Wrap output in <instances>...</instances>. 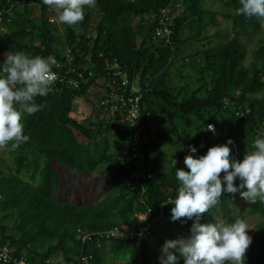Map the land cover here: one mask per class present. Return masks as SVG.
Listing matches in <instances>:
<instances>
[{
  "label": "trees",
  "instance_id": "1",
  "mask_svg": "<svg viewBox=\"0 0 264 264\" xmlns=\"http://www.w3.org/2000/svg\"><path fill=\"white\" fill-rule=\"evenodd\" d=\"M16 1L0 0V62L6 52L21 51L45 58L51 55L64 65L70 62L89 66L93 72L91 83L98 76L113 73L108 67L118 64L129 80L138 78L142 89L139 132L146 138L141 156H133L128 149L138 129L128 127L122 117L111 115L108 107L100 105V93H94L95 98L88 101L90 111L88 109L85 119L78 121L71 115L73 103L78 97L88 100V86L82 87L80 83L81 87L75 89L61 82L54 84V90L47 97L36 98L38 104L46 105L41 111L22 114L24 135L29 136V141L16 150H11V142L5 148L12 166L7 170L0 168V243L9 247L14 257H27L30 264H46L47 260L52 263L51 260L59 256L62 257L60 264H70L89 254L92 258L87 264H103L106 241L102 248L94 242L83 243L77 228L88 234H100L129 225V232H133L137 230L135 215L149 211L151 217L161 213V220L190 231L193 221L183 224L171 221L173 205L167 202L175 198L179 184L176 169L188 171L184 157L206 154L211 147L210 140L198 133L185 132L186 145L176 147L163 158L160 155L163 146H174L176 140L171 131L166 130L161 116L173 112L186 126H191V117L209 124L228 110L244 123L251 140L244 142L234 131L236 125L232 124L228 126L223 144L231 139L240 146L254 149L256 136H264V44L256 47L252 61L244 65L245 50L240 36L246 29H257L261 20L238 15L239 0H217L227 9L224 16L231 21L233 35L212 45L211 41L204 43L205 31L217 22V12L205 9V0H95L101 19L93 22L91 8L86 7L82 22L75 26L60 23L64 32L61 36L51 19L56 15L52 6L44 5L42 0H29L30 5ZM34 3L40 12L38 17H31L30 8ZM171 4L170 8L179 4L181 9L171 26L173 44L157 47L152 41L155 23L150 16L158 20L160 8ZM136 17L149 21L148 25L134 24ZM222 35L220 33L219 37ZM196 43L201 47L190 58L199 60L196 68L199 85L193 89L180 87L183 94L176 97L177 93L169 89L174 90V87L167 84L171 68L181 63L184 66L179 55L187 45ZM71 77L75 79L76 75ZM226 100L231 102L230 106H224ZM237 112L243 116L238 117ZM157 124L160 129H156ZM112 144L119 148L114 151ZM190 146L197 148L195 154L190 152ZM134 160L141 165L134 164ZM52 162L72 174L104 177L107 179L105 196L94 205L57 200L54 193L65 182V177L58 166H51ZM133 171H137V182L132 189H126L122 182ZM235 183L238 185L239 180ZM240 199L239 193L222 194L218 205L205 213L201 223H215L213 214L219 208L224 209L229 223L243 220V215L230 216L229 206ZM246 212L247 215L257 214L261 221L255 226V240L245 253V264H264V204L249 203ZM9 226H14V233L8 232ZM154 226L151 235L139 243L135 238L125 241L109 237L107 243L111 244L112 256L126 260V264H160L158 250L165 240L154 231ZM120 248L123 251L119 255ZM179 264H184L183 258Z\"/></svg>",
  "mask_w": 264,
  "mask_h": 264
},
{
  "label": "clouds",
  "instance_id": "2",
  "mask_svg": "<svg viewBox=\"0 0 264 264\" xmlns=\"http://www.w3.org/2000/svg\"><path fill=\"white\" fill-rule=\"evenodd\" d=\"M42 3L53 6L56 20L69 26H75L84 20V6H95V0H42ZM239 4L238 15L264 21V0H239ZM56 65L57 61L51 55L45 58L21 51L15 54L4 53L0 62V149L7 148L11 142V150H16L29 141V136L24 135L22 114L32 115L46 106L38 104L36 98L47 97L54 90L57 75L53 68ZM229 103L230 101L226 106ZM237 116L241 118L243 114L238 113ZM214 125L207 124V131L215 133L216 129L219 137ZM209 136L212 138L210 133ZM232 144L238 146L240 160L231 154L229 145ZM239 146L229 139L225 144L209 147L204 155L197 157L190 154L184 157V165L188 171L176 169L175 176L179 184L175 198H170L167 204L173 205L171 221L183 224L191 220L193 223L188 237L164 242L159 257L160 264H179L181 258L184 264H245V253L252 240L247 234L250 228L243 220L236 219L233 223H227L218 219L215 223H201L205 213L218 205L224 193L233 196L239 193L250 204L257 201L264 204V136H256L252 152L245 154ZM190 152L195 154L197 148L190 146ZM237 180L238 185L235 183ZM161 217V213L156 217H151L150 214L148 220L152 219L151 221H146L147 216L140 221L143 222L142 225L147 222L150 227L149 233L144 234L140 241L136 240L137 243L151 235L152 226ZM126 230L127 234L132 233L129 232L130 227ZM103 241L107 243L110 238L101 239L99 244L95 239L86 242H94L97 247H101ZM91 258L92 255L88 261ZM46 264L53 263L48 261Z\"/></svg>",
  "mask_w": 264,
  "mask_h": 264
},
{
  "label": "rangeland",
  "instance_id": "3",
  "mask_svg": "<svg viewBox=\"0 0 264 264\" xmlns=\"http://www.w3.org/2000/svg\"><path fill=\"white\" fill-rule=\"evenodd\" d=\"M204 8L210 9L215 12H217V22L214 24V26H210L205 31V36L207 37L204 40V43L206 41H211L212 45L219 44L220 42H223L227 38L231 37L233 35V31L231 29V21L224 16V14L227 13L226 7L223 5V3L218 2L217 0H205ZM30 5V3H29ZM53 7V6H52ZM91 8L93 22L98 21L101 19V12L99 9H97V5L95 3V6H84V8ZM32 10V16L31 17H38L40 12L37 8V5L34 3V5L30 8ZM232 11V10H231ZM234 13V11H232ZM151 21L153 20L154 16H150ZM149 18V20H150ZM52 22L57 24L58 26V33L63 36L64 32L62 29V26L60 25V22L56 20V15L53 14L51 17ZM149 21H144L140 17H136L133 19L134 24L142 23L144 25H148ZM1 24V22H0ZM223 35L219 37V34ZM138 38V42H139ZM240 40L244 46L245 50V58H244V65H248L252 61V52L256 49V47L259 44H264V21L260 22V25L257 29H246L242 32L240 36ZM201 47L200 44L196 43L192 46H188L185 51L182 52V54L179 55L181 61L185 63L184 66H182V63L177 68H171V76H170V83L167 82L169 86L174 87V90L172 92L176 94V97H180L183 92L181 91L180 87L187 86L189 88H195L199 85V82L197 81V73L196 68L199 60L197 58H190L194 55L196 50H199L198 48ZM179 88V91H178ZM264 93V92H263ZM87 101H83L82 98H76L74 100V109L71 113L72 116H76L78 121H81L86 118L88 113V109L90 111L91 106L90 103ZM91 102V101H90ZM94 102V101H93ZM161 103V101H159ZM93 104V103H92ZM231 105V102L229 103V106ZM173 109V107H171ZM176 114L172 112V114H168L163 117L164 126L167 128L166 130L171 131V136L175 138L176 142L173 145H167L163 146V151L161 150L160 155L164 158L165 156H168L174 152L176 147L183 148L186 144L184 141L185 132H188L190 134L198 133L200 135L206 136L210 140L211 147L217 144H223L226 140V133L229 125H236V131L238 135H241L242 138H244V142L249 143V140H251V136H249V132L245 130L244 123L241 121H238V118H235V116H231L230 112L228 110H224L223 113L217 115V117L213 120L215 123V127L217 128V131L220 135V138L218 139H211L209 136V132L207 131V124L204 122H199L196 120L195 117H191L193 120V125L186 126L179 117L175 116ZM221 118V122L220 119ZM156 129H160L159 125H156ZM162 131H165L162 128ZM156 137V136H155ZM227 143V142H226ZM119 147L114 146L112 144V149L115 151ZM240 149L246 154V152H252V149L247 148L246 146H240ZM170 158V156L168 157ZM10 166H12V163L10 162V159L7 157V153L5 149H0V168L7 170ZM52 167L58 166L55 164V162L51 163ZM61 166H58L57 169L65 177V186L63 184L60 185L58 191L55 194L57 200H63L68 201L69 203H77L81 202L83 204H90L94 205L97 203L100 199H102L106 192H104V189L106 191V185H107V179L104 177L96 178L95 175H85V174H72L65 169H60ZM56 169V170H57ZM229 208L232 209V213L230 214L231 217H236L238 215H243L244 219L243 221L248 225L250 229L247 230V234L251 237V240H255V226L256 224L261 221V217L257 214L254 215H247V209L249 208V203L244 201L242 198L229 206ZM214 219L223 220L227 223V217L224 213L223 208H219L217 211L213 214ZM14 226H9L8 232L14 233L15 232ZM156 230L157 233L160 234V236L166 241L169 239H176L178 237H188L190 235V231L185 230L181 228L179 225L174 223H169L163 220H159L155 226L154 231ZM102 248V247H101ZM123 248L119 249L118 254H122ZM130 251V250H129ZM159 251V257L161 255V248ZM103 257H104V263L103 264H126V260L120 259L116 260L114 256H112L111 252V244L106 243L103 248ZM62 261V257L59 256L51 262L53 264H60Z\"/></svg>",
  "mask_w": 264,
  "mask_h": 264
},
{
  "label": "built area",
  "instance_id": "4",
  "mask_svg": "<svg viewBox=\"0 0 264 264\" xmlns=\"http://www.w3.org/2000/svg\"><path fill=\"white\" fill-rule=\"evenodd\" d=\"M29 4V0H18L17 3ZM15 3V2H14ZM171 5H167L163 8H160L159 11V19L152 23H155L152 35V41H154L155 45L158 47H166L167 45H172L171 35L173 33L171 26L173 24V20L175 16L181 11L179 9V4L175 5L174 8H170ZM145 18H148L145 16ZM149 19V18H148ZM2 21V12L0 11V22ZM150 21V20H149ZM141 39H139V42ZM152 44V43H150ZM149 45V43H146ZM90 60V57H88ZM88 60V61H89ZM92 66L93 63L89 61ZM89 66L86 64L82 66H77L68 62V65H64L62 62L57 61V65L53 68V71L57 75L56 83H64L66 85H70L71 87L77 89L80 86V83L83 86H88L87 89V97L89 100H93L95 98L94 93H100L102 95V100H100V105L108 107V110L111 115L122 117L128 127H135L138 130L132 137L130 142L129 151H132V155L135 157L141 156V146L143 140H145L146 136L139 132L141 126V117H140V101L142 97V89L139 85L138 78L134 77L132 80H129L126 72L120 71L118 64H114L109 66L108 68L113 72L109 75L98 76L92 83L90 81V76L93 74L90 71ZM84 71H86L87 75H84ZM109 72V73H110ZM76 75L74 79L71 75ZM228 104V101L224 102V106ZM238 115V113H237ZM241 116V114H239ZM214 125L213 123H209ZM215 126V125H214ZM211 137L216 139L218 134L215 129V133L210 132ZM233 156L240 160V151L236 144H232L231 146ZM125 153V152H124ZM134 164L140 166L141 163L135 162ZM137 171H133L129 173V175L123 180L122 186L126 189H132L137 182ZM151 212L146 211L144 213H140L135 215L137 218V230L133 231L131 234H127L128 225H123L121 229L114 228L109 231H105L100 234H88L85 233L82 229H77V234L79 235L82 242L90 241L95 239L97 244H99L100 239H108L109 237L113 238H129L136 239L138 241L141 240V237L144 234L149 233L150 225L147 223L146 225H142L143 222H140L147 216L146 221L148 220ZM156 218L154 219V221ZM145 222V221H144ZM91 255L83 256L79 259L80 263L86 264ZM79 262H73L71 264H79ZM30 264L27 257H14L9 247L0 243V264ZM48 263V261H46Z\"/></svg>",
  "mask_w": 264,
  "mask_h": 264
}]
</instances>
